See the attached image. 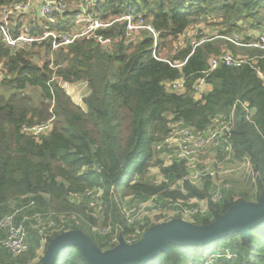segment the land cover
<instances>
[{
	"label": "trees",
	"instance_id": "16d2710c",
	"mask_svg": "<svg viewBox=\"0 0 264 264\" xmlns=\"http://www.w3.org/2000/svg\"><path fill=\"white\" fill-rule=\"evenodd\" d=\"M66 1L69 10L58 18L61 29L73 24V5L78 0ZM124 13L143 15L161 31L156 50L160 58L186 63L178 68L155 58L153 38L148 32L140 42H119L112 50L96 43V35L123 34V22L61 47L53 53L55 63L61 65L58 75L68 82L88 83L85 109L51 81L49 42L14 55L0 44L5 73L0 86V218L16 213V222H21L37 212H56V220L65 225L64 230H83L84 225H91L92 238H97L101 249L112 247L110 238L100 236L94 226L111 224L123 233L132 230L122 213L127 198L129 202L134 198L165 205L172 202L179 211L198 205L188 203L189 199L207 200L208 210L192 219L198 225L210 224L238 202L225 200L224 193L219 201H213L214 188L209 181L201 187L191 183L185 161L173 158L166 164L158 157L155 145L170 134L172 122L204 131L219 116L233 119L229 135L233 153L242 161L250 160L257 195H264V81L248 64L221 65L207 76L212 88L201 98H195L192 88L208 69L209 58L227 49L257 57L255 64L264 70V49L239 47L222 37L246 27L264 32V0H99L94 11L95 16L105 20ZM200 22L217 27V37L195 49L186 43L174 52L177 37ZM182 77L186 78L185 93L167 90L166 81ZM51 118L53 128L39 138L24 130ZM151 167L160 169L161 181L147 177ZM100 188L104 190L103 207L97 211L89 207L90 197L85 193ZM60 215L65 216L64 222ZM32 222L25 221L30 243L27 253L42 247V236ZM150 225L148 221L141 227L146 230ZM3 235L0 229V238ZM168 245L169 251L143 264H233L234 258L238 264H264V225L251 227L247 236L237 231L202 245ZM0 248L12 260L27 254L14 257ZM54 264L87 263L81 249L70 246Z\"/></svg>",
	"mask_w": 264,
	"mask_h": 264
},
{
	"label": "built area",
	"instance_id": "2783aa9c",
	"mask_svg": "<svg viewBox=\"0 0 264 264\" xmlns=\"http://www.w3.org/2000/svg\"><path fill=\"white\" fill-rule=\"evenodd\" d=\"M98 1L99 0H78L76 4L73 5L76 11L73 24L69 29H61L58 27V18L65 15L69 10V3L66 0H22L8 4L0 3V44L7 46L10 49V53L14 55L18 51L29 50L34 45L49 42L51 48L49 64V68L52 72L51 81H56L70 96L72 91L79 85H83L85 93L81 97L82 99L90 93L88 83L86 81L68 82L63 80L58 75V69L61 65L55 63L53 53L61 47H68L84 37L96 34L98 31L113 28L117 22L124 23L123 34L116 37H109L103 34L96 35L95 41L99 46L106 50H112L119 42L125 45L136 44L140 42L144 34L148 32L153 38V55L155 58L164 60L171 66L178 68H181L186 63V61L181 60L162 59L157 55L156 50L161 31L143 15L124 13L113 19L105 20L94 14ZM208 26L210 25H207L205 22H200L193 25L192 28H188L174 41V52L179 51L186 43L190 44L193 49H195L199 45L211 40L213 37H211V33L206 30ZM212 28L214 29L213 26ZM223 38L239 47L264 49L263 31H257L253 38H248L242 32H233L229 35H223ZM256 58L257 57L246 54H234L230 50H226L220 55H212L208 61V69L205 70L203 75L197 78L192 85L195 98L199 99L204 93L209 91L210 84L207 82V76L221 65L242 66L248 64L256 71L258 78L264 81V70L255 64ZM34 59L37 60L38 57L35 56ZM4 78L5 73L2 69V62H0V86ZM165 86L168 91L179 94L185 93L186 78L182 77L173 81H166ZM53 119L54 118H51L45 123L37 126L25 127L24 130L31 133L34 137L39 138L41 134L53 128ZM233 124L232 118L219 116L214 119V122L206 130L197 131L192 126L186 125L183 122H172L170 124V134L165 140L156 143L155 149L161 155L170 156L171 160L173 158L184 160L189 172L188 174H190L193 173L192 168L196 167L198 164V156L202 152L212 147L221 148L225 145H228L232 150L229 135ZM243 164L246 166L248 172L255 176L248 158L243 159ZM196 174L198 177L194 180L189 176V181L198 185L200 182L203 184V177L213 175L214 172L204 170L201 172L197 171ZM103 192L104 190L102 188L86 191L85 195L90 197L88 204L90 208H94L97 211L102 209ZM222 194L223 192L220 184L215 183L212 191V200L215 202L219 201ZM198 201H201V204L195 202L198 204L197 206H186L180 210L183 213L186 212L187 215L191 217L189 220L191 222H194L192 217L195 214L205 213L208 210L207 200ZM144 203L145 202L132 204L128 201V198L124 201L122 213L128 226L132 229L124 233L126 237L122 235L123 232L119 227L114 228L111 224L93 227V230L100 236L110 238L108 243L111 244L112 247L102 250H108L118 246L121 239L129 245L136 244L142 239L144 232L150 226L157 224L151 222L149 218H140V216H137L141 205ZM188 203L193 202H189L188 200ZM31 205H35V202L31 201ZM156 209V207H153L151 210L157 211ZM176 211L178 212L179 210L176 209ZM15 215L16 213H7L0 218V229L4 232V235L0 238V245L9 250L14 257H20L29 250L30 243L28 229L25 225L26 220L33 219L31 226L39 230L42 236V247L44 245L47 246L53 239L54 234L61 232L65 228V225H61L57 222L56 215L58 216V214L56 212H37L32 216H25L21 222H16ZM60 218L63 222L66 220L64 215H60ZM148 221L151 222V225L146 230L142 229L141 226ZM65 230L68 231L67 229ZM188 264L201 263L189 262Z\"/></svg>",
	"mask_w": 264,
	"mask_h": 264
},
{
	"label": "water",
	"instance_id": "95a60500",
	"mask_svg": "<svg viewBox=\"0 0 264 264\" xmlns=\"http://www.w3.org/2000/svg\"><path fill=\"white\" fill-rule=\"evenodd\" d=\"M264 225V195L258 202L240 201L230 206L207 225L183 218L150 226L142 239L129 245L123 239L112 249L102 250L83 230L73 229L53 238L46 246L40 264H54L58 255L70 246H78L87 264H143L159 253L169 251V243L202 245L241 231L248 235L251 227Z\"/></svg>",
	"mask_w": 264,
	"mask_h": 264
},
{
	"label": "rangeland",
	"instance_id": "374dc122",
	"mask_svg": "<svg viewBox=\"0 0 264 264\" xmlns=\"http://www.w3.org/2000/svg\"><path fill=\"white\" fill-rule=\"evenodd\" d=\"M193 26H191V28H192ZM215 29H218L217 27H214ZM247 28H249V27H246V29ZM211 29H212V26H208L207 28H206V30H207V32H209V33H211ZM219 30V29H218ZM223 37V36H222ZM228 50V49H227ZM231 51V50H230ZM232 52V51H231ZM85 88L83 87V85H79L74 91H72V94H71V97H72V99H73V101L76 103V104H79L80 106H82L84 109L86 108V105L84 104V101H83V99L81 98L82 96H83V94L85 93V90H84ZM82 99V100H81ZM211 149H213V147L211 148ZM206 151H204V152H202L199 156H198V161L200 162L201 160H203V162H200V165H196V167H194V168H192V170H193V173H190V174H188V180H189V176L190 177H192L194 180L198 177L197 176V174H196V172L197 171H199V172H201V171H204V170H208V171H210V172H214V174L213 175H211V176H216L217 175V180H215L214 182L215 183H219L220 185H221V181L222 180H220L219 178H218V176H221V177H223V176H225V174L224 173H219L218 171H220L221 172V170L219 169V168H216V167H214V165H218V163H220V164H222V161H220V160H218L217 158H215V157H211V158H207V157H203V153H205ZM169 155H170V152H169ZM158 157L161 159V160H163L164 162L165 161H169L170 160V156L168 157V155H164V156H162V157H160L159 155H158ZM198 162V163H199ZM160 171H159V169H158V167H151L150 169H149V171H148V174H147V177L148 178H150V179H152V180H155V181H157L158 179H160ZM204 178V177H203ZM204 180V179H203ZM203 180H202V182H203ZM191 182V181H190ZM192 183V182H191ZM194 184V183H193ZM200 184H201V182H200ZM199 183H198V185H200ZM195 185H197V184H195ZM197 185V186H198ZM202 186V184L200 185V187ZM128 200H129V198H128ZM135 202H138V203H140V201H139V199H133V200H131L130 199V203H135ZM189 202H193V203H195V202H198L199 204H201V201H198V200H196V199H189ZM146 204V205H145ZM168 205H165V203L163 202H158V203H155V201L153 200V201H151V200H148V201H145V203L143 204V205H141V207H140V211H139V214L137 215V216H140V218H144V217H146V218H149V220L151 221V222H155V223H162V222H167V221H170V220H173V219H177V218H185L186 220H190V216H188L187 215V213L186 212H182V211H176V206H177V204H173V203H167ZM157 208L156 210L157 211H153V210H151L152 208ZM151 210V211H150ZM151 214V215H150ZM91 228H92V226L91 225H84V228H83V231L86 233V234H88V235H90L91 237H93V235H94V233L92 232V230H91ZM122 235L124 236V237H126V234H124V233H122ZM33 236V235H32ZM33 239H34V236L32 237V240L31 241H33ZM94 242L96 243V244H98V240H97V238H95L94 237ZM226 244V243H225ZM224 244V245H225ZM224 246H221L220 248H223ZM35 249V248H34ZM45 249H46V245H44L43 247H42V249L41 248H39V250H38V248L37 249H35L33 252H31V250H30V252L29 253H27L25 256H23V257H21L19 260H12L11 258H10V256H9V254L5 251V250H3L2 248H0V257L2 256V254H3V256H2V258L4 257V258H6V261L7 262H12V261H14V262H17V264H21V262H22V260H26V261H30V260H32L34 257H37V259L39 260V261H41V259H42V257H43V255L45 254ZM39 254V255H38ZM209 254V253H208ZM34 256V257H33ZM218 261V260H217ZM237 261H239L237 258H234L233 260H232V263L233 264H238V262ZM19 262V263H18ZM219 264V263H218Z\"/></svg>",
	"mask_w": 264,
	"mask_h": 264
},
{
	"label": "crops",
	"instance_id": "0c3cea01",
	"mask_svg": "<svg viewBox=\"0 0 264 264\" xmlns=\"http://www.w3.org/2000/svg\"><path fill=\"white\" fill-rule=\"evenodd\" d=\"M218 29H211V37H217ZM242 33L246 35L248 38L254 37L257 31L252 30L251 28H245L242 30ZM242 54V53H238ZM211 90V85L209 87ZM253 113V112H252ZM160 157L164 155H159ZM203 157L211 158L215 157L218 160L222 161V164L218 163V165H214V167L219 168L221 170L218 171L220 174L224 173L225 176L218 178L221 181V189L224 193V199L231 201V202H240V201H247L251 203H256L259 200L257 195V190L255 186V176L250 174L244 166L243 161L236 158L233 150L230 149L228 145H225L221 148H213L208 149L205 153H203ZM200 162H203L201 160ZM200 162L198 165H200ZM166 164L171 163V159L169 161H165ZM159 169V168H158ZM160 171V169H159ZM161 173V172H160ZM209 176V175H208ZM205 176L203 182L209 181L211 183V189L215 186V180H217L216 176ZM207 177V178H206ZM163 179L162 173L160 174V179L157 182ZM204 185V183H203ZM39 250V249H38ZM40 251V250H39ZM39 255V254H38ZM0 260V264L7 263L6 258H2ZM2 261V262H1ZM25 264H40V261L37 257H34L32 260L25 262Z\"/></svg>",
	"mask_w": 264,
	"mask_h": 264
}]
</instances>
